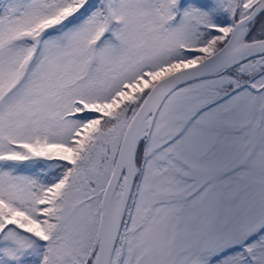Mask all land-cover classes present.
<instances>
[{
	"label": "snow or ice",
	"instance_id": "snow-or-ice-1",
	"mask_svg": "<svg viewBox=\"0 0 264 264\" xmlns=\"http://www.w3.org/2000/svg\"><path fill=\"white\" fill-rule=\"evenodd\" d=\"M0 264H264V0H0Z\"/></svg>",
	"mask_w": 264,
	"mask_h": 264
}]
</instances>
